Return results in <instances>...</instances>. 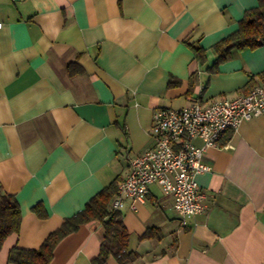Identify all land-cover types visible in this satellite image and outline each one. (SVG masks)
<instances>
[{
	"label": "crops",
	"instance_id": "crops-1",
	"mask_svg": "<svg viewBox=\"0 0 264 264\" xmlns=\"http://www.w3.org/2000/svg\"><path fill=\"white\" fill-rule=\"evenodd\" d=\"M256 6L0 0V190L14 197L21 218L0 264H9L14 247L39 249L112 181L121 182L129 161L153 146L155 109L232 99L264 82V46L232 50L215 73L209 69L211 48ZM195 44L205 50L204 64L194 58ZM201 161L210 168L196 177L206 212L184 225L156 184L143 201L124 200L131 264H264V116L228 130ZM102 237L97 221L79 226L56 244L49 264H91ZM105 264L119 263L108 256Z\"/></svg>",
	"mask_w": 264,
	"mask_h": 264
},
{
	"label": "built area",
	"instance_id": "built-area-1",
	"mask_svg": "<svg viewBox=\"0 0 264 264\" xmlns=\"http://www.w3.org/2000/svg\"><path fill=\"white\" fill-rule=\"evenodd\" d=\"M260 116H264V82L232 99L155 109L150 127L153 146L129 161L128 172L118 184L109 209L119 211L125 199L143 201L148 185L156 184L171 197L181 224L205 214L204 196L196 182L199 174L210 169L201 161L203 152L218 148L228 130Z\"/></svg>",
	"mask_w": 264,
	"mask_h": 264
},
{
	"label": "trees",
	"instance_id": "trees-1",
	"mask_svg": "<svg viewBox=\"0 0 264 264\" xmlns=\"http://www.w3.org/2000/svg\"><path fill=\"white\" fill-rule=\"evenodd\" d=\"M194 58L199 64L205 62V50L199 45H190ZM264 46V0H257L255 8L246 10L238 22L235 33L215 44L211 50L215 53V61L209 68L215 73L217 66L230 58L232 50L238 52L254 50ZM262 76L264 73L261 74ZM117 178L95 195L84 209L66 219L59 229L47 237L37 250L12 248L7 257L9 264H49L56 244L65 236L76 231L79 226L97 221L103 231L98 256L91 264H105L108 256H112L119 264H131L136 254L129 249V233L123 224L119 211L109 209V203L117 193ZM20 212L12 195L0 190V250L3 242L12 234H17L20 226ZM152 230H147L141 240L150 238Z\"/></svg>",
	"mask_w": 264,
	"mask_h": 264
}]
</instances>
